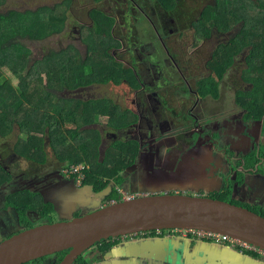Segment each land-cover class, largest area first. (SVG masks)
I'll use <instances>...</instances> for the list:
<instances>
[{
    "label": "flooded vegetation",
    "instance_id": "obj_1",
    "mask_svg": "<svg viewBox=\"0 0 264 264\" xmlns=\"http://www.w3.org/2000/svg\"><path fill=\"white\" fill-rule=\"evenodd\" d=\"M108 1L114 9H124L120 16L116 15L115 19L110 14L107 16L93 9L89 17L91 24L90 15L94 11L111 19L113 24L129 18L130 34L126 30V34L123 35L125 37L116 40L113 37L115 36L114 25L112 30L114 44L109 49L117 68H125L124 77L119 82H95L82 85L84 87L77 89L53 90L54 105L58 107L61 102L59 111L62 112L56 116L55 126L57 129L65 130V127H62L64 113L71 110L74 101L98 99L93 96V87L105 90L111 86L116 89V95L111 98V101L118 106L120 111L130 110L133 115H136V119L131 120L126 127L113 128L108 131L112 133L110 135L102 129V133H98L99 148L102 142L109 143V145L125 142L133 147L136 142L137 155L132 163L125 167L126 172L119 181L118 177H109L111 178L109 180L100 176L98 172L104 167L102 164L99 166L88 164L85 168L84 180L77 182L73 177H68L64 173L68 168L67 163L60 162L57 157V160L48 162L46 151L49 148L48 142L51 145L48 129L43 133L46 154L44 163L21 157L13 148L6 157H3L0 152V166L7 173L6 180L0 181V242L38 225L82 216L80 213L84 215L116 202L118 199L115 198L110 199L109 203L108 200L115 191H119L120 186H124L128 191L130 189L143 191L147 187L163 190L164 185L168 184L163 177L164 173L170 175L180 172L183 169L184 159L193 160L194 150L197 148L202 150L206 144H211L213 158L221 159L214 173L219 178V186L210 192L216 191L215 194L220 198L226 195L234 201L252 204L255 208L234 202L235 205L239 204L257 214H264V202L256 201V198L264 200V98L260 92L256 98L251 96L253 88L246 72L247 49L242 48L231 59V62L226 64L223 55L228 51L223 48L227 49L230 44L234 45L231 42L232 31L225 33L212 30L208 32L207 37L200 38L198 31L201 32L202 29L196 24L197 19L190 20L192 15L189 16V13L184 11L178 14L177 18L168 20L166 25L163 17L169 13L160 7L157 0L153 5L157 8L160 19L157 28L160 29L163 37L160 36L155 26L151 25L149 32L154 34L151 38L153 40L141 41L140 39L148 34V29L147 26L146 28L139 27L141 21L139 15L143 19L150 18L154 22L147 10L140 7L141 2L125 0V3L118 7L117 0ZM113 2H116L115 5H112ZM134 23L138 24L137 31L134 30ZM125 24L127 25L126 22ZM177 25H181V28ZM85 27L89 26L74 28V32L79 34L82 42L81 31ZM153 28L157 31V35ZM169 34L176 35L179 42H190L189 46L202 49L206 45L207 48L212 49L210 59L205 62L209 71L207 76L199 77L195 73H190L197 69L193 57L194 52L184 50L179 42L176 44L177 49L175 46L168 45L166 39L169 38ZM62 50L64 49L53 53H59ZM115 52L117 56L114 55ZM79 53L81 55V52ZM213 53L214 57H212ZM222 59L225 66L221 63ZM215 62L218 63L217 66H213ZM237 63H240L236 66L239 70L238 75L229 80L230 71ZM130 73L132 78H129ZM233 82L236 83L228 86ZM202 86H207V88L202 89ZM208 86H216L215 92L209 90ZM171 95L179 96L178 111L182 112L176 111ZM193 98V103L188 101ZM120 100L125 103V106L119 103ZM128 103L134 109H129ZM205 103L208 109L212 108L214 103H221V108L225 113L221 112L218 117L213 118L201 116L196 108L197 105H205ZM185 104H188V108L181 110ZM216 110L220 111L219 108ZM183 112L187 117H191V121L183 123L176 121L180 126L174 125L178 117L183 118ZM197 117L198 119L195 120ZM37 118L39 119L38 115ZM90 126L92 125H83L82 129H90ZM229 131H234L236 136L231 138ZM211 132L217 133V136L220 135V144L217 141L214 144L215 136ZM245 133L251 139V145L246 150L237 147L238 141L242 139L239 135ZM6 136L0 135V138L5 139ZM6 148H8L7 145ZM206 159L207 157H199L202 163ZM21 161L27 164H22ZM252 162L255 164L254 168H248ZM246 175L250 177L245 178ZM106 181L109 183L104 186ZM134 182L141 186H136ZM246 185L253 187V191L245 188V194L237 193V191L240 192L242 186L246 187ZM168 186L166 188H169ZM108 188H110L108 195L96 202V195ZM82 195L85 198H81ZM195 195L204 196L201 192ZM75 198L81 199L76 202ZM221 200L228 202L226 199ZM56 216L62 219L57 221ZM168 243L174 247V254L171 253L170 256L168 255ZM207 244L209 243L201 239L198 234L181 229L139 232L103 239L83 252L73 264H264V252L258 248L253 251H244L227 249L222 244ZM207 246L213 253L208 254L205 251L203 247L207 248ZM197 248H201L198 249V254L192 260L187 259L185 252ZM56 257L57 253L24 264H57ZM236 259L244 261L239 262Z\"/></svg>",
    "mask_w": 264,
    "mask_h": 264
},
{
    "label": "trees",
    "instance_id": "obj_2",
    "mask_svg": "<svg viewBox=\"0 0 264 264\" xmlns=\"http://www.w3.org/2000/svg\"><path fill=\"white\" fill-rule=\"evenodd\" d=\"M4 1L0 0V5ZM179 2L180 0H157L166 11H174ZM62 4L63 8L43 7L23 12L10 10L0 14V71L8 70L18 80L17 87L13 89L10 80L0 74V135H8L17 124L20 132L26 134V139H20L14 151L21 157L44 163L46 154L43 133L48 129V138L60 162H66L68 167L82 163L96 165L100 162L99 132L92 128L84 130L82 126L94 125L102 117H106V114L119 109L107 98L74 101L71 110L64 113L62 127L65 130L62 131L55 126L56 116L62 112L59 111L61 102L58 107L54 105L53 90L61 89L63 85H66V89H77L95 82L121 80V74L109 52L114 44L111 33L113 21L100 12L91 13L92 24L81 31L86 45L83 58L77 48L69 46L59 53L51 52L41 60L31 62V52L21 42L23 39L37 41L61 34L70 1L66 0ZM196 22L204 31H198L200 38L207 37L212 30L225 33L232 31L231 42L234 45L223 48L228 51L223 55L225 63H230L242 48H246V72L253 88L251 96L256 98L260 92L264 98V0H213L202 10ZM214 56L213 53L212 57ZM221 63L225 66L223 59ZM217 65V62L213 64ZM43 73L47 76L46 86H42ZM204 88L207 86H202ZM208 89L215 92L216 86H208ZM124 126L122 124L121 128ZM93 143L96 144L94 147ZM114 148H118L122 154L123 169L132 163L138 152L136 146L114 143L104 152L103 166L110 159V152ZM254 166L252 162L248 168ZM6 177L7 173L0 166V181H5ZM114 194H118L117 191ZM209 197L221 200L217 194ZM259 215L264 217V214ZM68 251L57 253V264Z\"/></svg>",
    "mask_w": 264,
    "mask_h": 264
},
{
    "label": "water",
    "instance_id": "obj_3",
    "mask_svg": "<svg viewBox=\"0 0 264 264\" xmlns=\"http://www.w3.org/2000/svg\"><path fill=\"white\" fill-rule=\"evenodd\" d=\"M109 192L102 191L95 200ZM170 229L227 235L264 252V217L259 214L206 196L151 193L22 231L0 242V264H24L65 250L69 252L60 264H73L103 239Z\"/></svg>",
    "mask_w": 264,
    "mask_h": 264
},
{
    "label": "rangeland",
    "instance_id": "obj_4",
    "mask_svg": "<svg viewBox=\"0 0 264 264\" xmlns=\"http://www.w3.org/2000/svg\"><path fill=\"white\" fill-rule=\"evenodd\" d=\"M64 1H66V0H5L4 3L2 5H0V14H4L10 10H18L20 12H23L25 10L35 11V10H37L39 8H43V7L53 8L54 6H56V7L63 8L62 3ZM67 1H70V4L66 10L65 27L63 29V32L60 35L53 36V37H50L49 39H44V40H37L36 41V40L23 39L21 41L31 52L30 57H29L31 62H35L36 60H39L42 57H45L46 55H49V53H51V52H57L60 49H65L66 47H69L70 45L77 48L79 50V52H81V57L83 58V56H85L86 46H85V44H83L81 39H79V34L78 33L76 34L74 32V28L77 27V29H80V27H83V26H90L91 21H90L89 13L91 11H93V9L101 11L104 14H106L107 16L110 14L115 19L117 18L116 15L120 16L122 14V12L124 11V9H114L108 0H100V1L67 0ZM117 1L119 4L118 7H121V5L123 3H125V0H117ZM139 1L142 4V5H140V7L143 9H146L148 14L154 19V22H153L152 19H150V18L147 19L146 17L143 19L142 16L139 15V18L141 19V21L139 22V27L146 28V26H147V29H148V34L145 35L144 37H142V39H140V40L141 41H147V40L152 41L153 40L151 38L154 36V34L152 32H149L150 28H152L153 25L155 26V28L159 32L160 36L163 37L162 34L160 33V29L157 28V26L159 25L160 19L158 17L157 8H155L153 5L155 0H152V2H151V0H139ZM212 2H213V0H180V2L177 4L174 11H166L169 14H165V16L163 17L164 23L167 25L168 20L173 19L175 17L177 18V15L182 13L183 11L189 13V16L192 15L189 18L190 20H195L198 18L199 14L202 12V10L206 6L210 5ZM115 3L116 2H113L112 5H115ZM173 12L175 14H173ZM136 16H137V14H136ZM125 22L127 23V25L125 24ZM129 23L130 22H129L128 17L125 20H120L118 22V24H117V22L114 23V25H115L114 30L113 29L112 30H113V32L115 31V36H113V37L116 40L121 38V37H125L123 35L126 34V30L130 34L129 29H128L130 27ZM151 25H152V27H151ZM177 26L181 28V25H177ZM163 27H166V26H163ZM137 29H138V24L134 23V30L137 31ZM153 31H155L154 28H153ZM157 31H155V35H157ZM113 32L111 31L112 34H113ZM177 32H180V31L177 30ZM177 38L178 37L176 35L171 36L169 34V38L166 39L168 42V45L176 47V44L179 42V41H177ZM221 40L223 41V39H221ZM139 44H140V42H139ZM179 44L183 47L184 50H189V51L194 52L193 57L195 59L194 61H195V64L197 66V69L195 72L191 71L190 73H195L199 77L207 76L209 71L206 68L205 62L210 59L212 49L207 48L206 45H204L202 47V49L196 48L192 45L189 46L191 44L190 42L184 43V41L179 42ZM176 49H177V47H176ZM114 55L117 56V53L115 52ZM127 61H128V59H127ZM238 64H240V63L233 65L234 68L230 71L229 80H232V79L237 77L239 70L236 66ZM117 71L121 74L120 77L123 78L124 73H125V68L118 67ZM0 74L7 77L10 80V82L13 85V86H11L13 89L17 87L16 85L18 84V80L10 74V71L3 70V71H0ZM130 77L132 78L131 73H130L129 78ZM41 78H42V86H46L45 83L47 80V76L43 73V74H41ZM155 80L157 81L156 78H155ZM234 83H236V82H233L232 84H228V86H233ZM62 89H66V87L64 86V87H62ZM92 93H93L94 98L106 97V98L111 100V98H113L114 95H116V89L111 87V86L107 87L105 90H103L99 87H93ZM88 95H90V94H88ZM171 96H172L176 111L182 112V111H178L179 107L177 104H179L180 102H177V100L179 99V96L178 95H171ZM90 99H92V98H90ZM188 101H191L193 103L194 98L191 100H188ZM130 102H131V100H130ZM119 103H122L125 106V103L123 101L120 100ZM115 106L118 108L117 105H115ZM128 107H129V109H134L133 106H131L129 103H128ZM187 108H188V104H187V107H185V109H187ZM210 113L212 114L213 112L211 111ZM182 115H183V118L178 117L177 120L174 121L175 122V123H173L174 125L179 124L176 121H179L181 123H183L184 121H187V122L191 121V117L190 116L187 117L186 113L183 112ZM134 119H136V115H133L130 110L124 111V112L119 110V111L111 112L110 114H106V117L102 118L100 121H98L97 123H95L94 125H92L90 127L91 128L93 127V129L99 133H102V129H105L107 131V134L110 135L112 133H110L108 131L112 130L113 128L114 129L115 128H121L122 124H124L125 125L124 127H126L129 124V122L131 120L133 121ZM190 123H193V122H190ZM178 126H180V125H178ZM211 133L214 134V136H215L213 139L214 144L216 143V141L219 143V140H221V139H219L220 135L217 136V133H213V132H211ZM25 135L26 134L24 132H23V134L20 132L19 126L17 124H15L13 130L6 136L5 139L0 138V152H2L3 157H6L7 155H9L12 152V148H13V150H16L15 146L17 145V142H19L20 139L25 140L26 139ZM103 135L105 136V134H103ZM103 139H104V137H103ZM120 143L122 144L125 142H120ZM74 144H76V143H74ZM6 145L8 148H6ZM48 145H49V148L46 150L48 162L49 161L53 162V161L57 160L56 152L52 149L50 142H48ZM92 145L94 147L96 144L93 143ZM111 145H109V143L105 144L102 142V145L99 148V149H101L100 150L101 152L99 155V161L100 162L98 164H96L97 166L102 164L103 157L105 156L104 152L108 148H110ZM134 146H136V142H134ZM219 146H221V145H219ZM109 158L110 159L106 160L104 167H102L98 173L100 176L106 177L109 180L112 177H118V181H119L120 178H122L124 176V173L126 172V170H124L121 166L123 163V160H122V154H121L120 150L118 148H114L113 150H111ZM22 164H27V163L22 162ZM83 164L86 167L88 165L86 163H83ZM85 175H86V170H85ZM109 177H111V178H109ZM118 189H119V191H117L118 194L111 195L109 200H108V203L110 202V199H113V198L118 199V201H122V200H124L125 195H136V194L141 195L142 193L164 194V193H176V192L177 193H183L184 192V193H187L188 195H193V191H190V190L183 191L181 189H171V187L165 188L163 190L152 191V192L148 189H145L143 191H135V190L130 189L128 191L127 188H124V186H120ZM213 193L215 194L217 192L216 191L201 192V195L203 194L204 196L208 197V196L214 195ZM221 199H226L229 202H236L239 204H243L244 206H247L249 208H255V206H253L252 204H245L243 202H237L236 200L234 201L231 197L226 196V195H222ZM97 200H95V201L97 202ZM80 215H83V214L80 213ZM55 219L57 221H59L62 218L60 217V219H59V217L56 216ZM45 222H47V221H45ZM48 222H51V221H48Z\"/></svg>",
    "mask_w": 264,
    "mask_h": 264
},
{
    "label": "crops",
    "instance_id": "obj_5",
    "mask_svg": "<svg viewBox=\"0 0 264 264\" xmlns=\"http://www.w3.org/2000/svg\"><path fill=\"white\" fill-rule=\"evenodd\" d=\"M220 104L221 103H214V106L209 109L206 103L205 105L199 104L197 105L196 110L199 111V114L201 116L202 115L206 117L209 116L210 118H213L215 116L218 117L219 113L221 112L225 113L224 110L221 108L222 105ZM185 107H187V104L183 105L181 110L185 109ZM216 108H219L220 111H217ZM211 111L213 112L212 114L210 113ZM198 117L195 120H197ZM229 135H231V138H232L236 136V133L234 131H229ZM239 137H242V139L238 141L237 147L245 149V150L248 149L251 145V139L248 138V135L246 133L243 135L240 134ZM194 152H195V157L193 160L184 159L183 169L180 172L172 173L170 175L164 173L163 177L166 179L168 183L167 185H164V188H166L169 185L168 187H171L172 189H181L183 191H188V190L193 191V195H195L200 192H210L219 186V180H218L219 178L214 173L217 171V168L219 166L218 163H220L221 159L219 157H217L216 159L213 158V151H212L211 144H206L202 148V150L200 148H197L196 150H194ZM200 156L207 157L204 163H202L199 160ZM207 169L209 170L207 171ZM247 177H250V176L246 175L245 178ZM134 183L136 184V186H141L137 182H134ZM153 187L158 188L157 186H153ZM245 188H247V190L249 191H253V187H248L246 185V187L242 186L240 192L237 191V193H239L240 195L245 194V190H244ZM146 189L150 191L157 190V189H152V187H147ZM183 194H187V193L183 192ZM256 199H257L256 201L259 203L264 202V200H261L260 198H256ZM209 244H212V243H209ZM168 246H169L168 255L170 256L171 253L174 254V247L170 246V243H168ZM222 246L229 249L226 245H222ZM203 248L208 254L213 253L211 252L208 246L207 248L205 247ZM198 249H201V248L191 250L190 252L186 251L185 252L186 258L189 260H192L193 257H195L198 254ZM216 253H219V252H216ZM236 261L243 262L244 260L236 259Z\"/></svg>",
    "mask_w": 264,
    "mask_h": 264
},
{
    "label": "built area",
    "instance_id": "obj_6",
    "mask_svg": "<svg viewBox=\"0 0 264 264\" xmlns=\"http://www.w3.org/2000/svg\"><path fill=\"white\" fill-rule=\"evenodd\" d=\"M85 168L86 166L83 163L77 164V165H71L64 171V173L68 177H73L77 182H82L85 178ZM144 194L149 195V193H142L141 195L139 194L125 195L124 199L135 198V197L142 196ZM185 231L198 234V236H201V239L205 240L206 242H209L212 244L226 245L230 249H234V250L240 249L244 251L255 250L254 246H251L247 243L230 238L227 235L216 234V233H211V232H206V231H199V230H185Z\"/></svg>",
    "mask_w": 264,
    "mask_h": 264
}]
</instances>
